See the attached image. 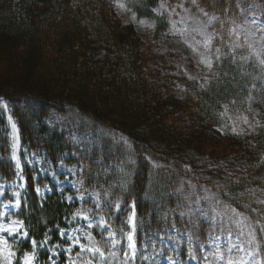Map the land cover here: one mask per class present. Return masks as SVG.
Here are the masks:
<instances>
[{"label": "trees", "instance_id": "16d2710c", "mask_svg": "<svg viewBox=\"0 0 264 264\" xmlns=\"http://www.w3.org/2000/svg\"><path fill=\"white\" fill-rule=\"evenodd\" d=\"M111 1L0 0V102L9 106L22 148L55 167L82 165L84 186L110 192L101 205L118 238L128 231L133 204L139 245L157 247L149 234H161L167 225L178 222L191 202H183L177 193L182 192L180 180L186 178L203 183L222 208L235 209L258 224L264 242V72L253 61L259 62L256 54L244 60L248 44L238 33L247 8L256 4L263 13L264 0H182L214 17L211 67L202 82L174 69L170 52L157 55L162 66H153L151 41L117 17ZM158 1H127L138 18L155 19L152 39L166 30V21L152 12ZM226 110L247 116L253 135L233 132L222 118ZM86 121L124 135L129 151L115 149L114 156L128 158L124 162L113 158L106 145L98 147L91 139L75 141L73 137L85 131ZM5 126L0 106V183L11 184L16 173L7 159ZM212 128L221 131L227 145L213 143ZM208 146L219 152L208 151ZM209 157L226 163L229 171L207 169L204 162ZM21 174L25 195L11 217L22 223L28 235L18 243L16 259L31 251L35 241L37 262L45 264L47 250L61 243L59 233L68 228L77 205L67 203L47 179L34 176L30 165L22 162ZM46 184L49 193L39 197L37 188ZM115 202L121 206L113 212ZM189 221L177 223L185 252L190 241L204 243L210 232L209 224ZM258 234L253 230L256 244ZM257 248L264 260V245ZM135 264L153 262L142 257Z\"/></svg>", "mask_w": 264, "mask_h": 264}, {"label": "rangeland", "instance_id": "374dc122", "mask_svg": "<svg viewBox=\"0 0 264 264\" xmlns=\"http://www.w3.org/2000/svg\"><path fill=\"white\" fill-rule=\"evenodd\" d=\"M127 1H111V11L123 22L133 24L137 34L143 40L146 42L151 41V64L161 67L162 62H160L157 55L170 52L175 57V60L174 57H171V60H174V69H179L187 77L200 82L204 81L210 69L208 63H211V43L206 46L205 41L212 40L211 28L214 17L202 10L187 7L182 0L175 1L176 3L159 0L152 12L155 18L166 21V30L157 39H152L151 35L155 30V19L138 18L127 5ZM258 9L256 4H252L247 8L248 16H246L245 22L238 27V33L243 41L249 45H246L249 53L244 60L248 62L250 58H254L253 54H256L259 62L255 59L253 61L264 72V12L261 13ZM233 36L231 35V37ZM235 50L239 51L240 48L238 47ZM201 60L204 62L202 63ZM261 88L264 90V83H261ZM0 106L8 139L9 154L7 159L9 163H12L16 172V179L13 183H0V227L8 228L15 233L14 236H9L6 232L0 231V249L4 248L2 241L7 240L10 250L15 253L11 257L13 264H23L26 253L32 257V264H38V247L33 245L32 242V250L16 259L18 243L27 240V237H22V234L25 233L22 223L11 217L20 209L25 195V182L21 176L22 162L25 165H30L34 176L47 179L49 183L55 185L57 191L63 195L67 203L77 205L74 215L67 224L68 228L59 233L61 243L47 250L49 257L47 264H89V261L91 264H135L137 261H141L142 257H146L153 264H264L263 257L257 248V244L259 248L262 244L264 245L260 236V226L247 217L236 216L231 210L222 208L219 198L207 191L202 186L203 183L186 178H182L180 183L178 181L179 185L182 183L180 185L182 192L177 191V193L181 196L183 202L189 199H191V202L186 203L185 208L187 209L181 213L178 222L182 223L190 220L191 223L203 221L209 224L210 232L207 234L204 243L193 244L190 241L185 252L181 248V238L177 234L178 222H175L167 225L161 234H149L152 236L149 241L158 243L157 247L153 246L149 250L147 245L140 246L136 236H134L136 215L133 204L129 206L128 231L121 238L114 236L103 214L105 207L101 205V199L109 198L110 192L101 187L88 188L84 186L82 165L81 167L59 163L55 167L44 157L39 159L36 157L37 154L22 148L18 129L10 115L8 104L1 101ZM222 118L227 120L226 122L230 124L233 132L253 135V126L244 114H236L226 110L222 113ZM95 123L86 121L85 131L80 134L81 136H74L73 139L75 141H90L91 139L96 146L102 148L106 145L107 150L112 152L113 158L124 162L128 157H120V155L115 157L114 151L120 149L124 153H128L131 145L125 143V136L113 132L110 128L94 125ZM211 133L215 138L214 144L219 140L227 145L219 129L212 128ZM208 147L210 152H219L214 148L211 150V146ZM150 162L156 167L157 161ZM220 162L216 158L209 157L204 164L211 171L223 169L229 171V167H226L227 164ZM118 173L122 174L123 171H118ZM197 173L199 174V171ZM112 176L115 178L114 180H117V175H110V177ZM202 179L209 181L208 178ZM103 181L108 183L105 178H103ZM120 181L122 183L123 180L120 179ZM209 183L218 188L214 181H209ZM49 188L48 184L42 188H37V195L39 197L45 196L49 193ZM184 188H186V191H184ZM199 192L200 195L196 196ZM120 206V202H115L113 212ZM237 220L241 221L239 225L236 223ZM253 230L259 232L257 244L255 243ZM179 234L182 236V233ZM130 235L132 236L131 241L128 239ZM163 235H168L167 242V238H162ZM188 235L189 231L186 230L184 237L187 238ZM130 243L135 247L129 248ZM89 247L99 248L100 251L89 252L87 251ZM154 252L157 258L154 256ZM100 253H103V256ZM180 255H183L186 259L182 260ZM6 256L7 253L0 254V264H4ZM61 256L64 257V262H61Z\"/></svg>", "mask_w": 264, "mask_h": 264}, {"label": "snow or ice", "instance_id": "6c2138e0", "mask_svg": "<svg viewBox=\"0 0 264 264\" xmlns=\"http://www.w3.org/2000/svg\"><path fill=\"white\" fill-rule=\"evenodd\" d=\"M210 43H211L210 40H206L205 41V45L206 46L210 45ZM193 51H195V49H193ZM217 51H219V50H217ZM201 62L203 63L204 61L201 60ZM208 67H211V63L210 62L208 63ZM125 143H127V141H125ZM217 203H219V201H217ZM232 212H233L234 215L239 216V213H237L235 209H232ZM236 223L239 225L241 223V221L237 220ZM101 226H103V225H101ZM0 231L6 232L9 236H14L15 235V233L12 230L8 229V228L0 227ZM27 235L28 234L25 232V233L22 234V237L26 238ZM128 239H129V241H131L132 240V236L130 235L128 237ZM2 243L4 244V248L0 249V254L7 253V256H6L5 260H4V264H13V261H12L11 257L14 256L15 253L10 250L7 240L2 241ZM32 243H33V245H35L36 242L33 241ZM134 247L135 246L133 244H131V243L129 244V248H134ZM87 251H89V252H99L100 250H99V248L89 247L87 249ZM100 254H101V256H103V253H100ZM23 264H32V257L30 255H28L27 253L24 255ZM89 264H91L90 261H89Z\"/></svg>", "mask_w": 264, "mask_h": 264}]
</instances>
